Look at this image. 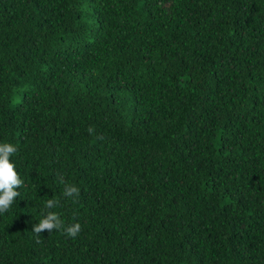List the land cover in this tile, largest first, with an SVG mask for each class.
<instances>
[{
  "label": "trees",
  "instance_id": "trees-1",
  "mask_svg": "<svg viewBox=\"0 0 264 264\" xmlns=\"http://www.w3.org/2000/svg\"><path fill=\"white\" fill-rule=\"evenodd\" d=\"M0 143V264H264V0H0Z\"/></svg>",
  "mask_w": 264,
  "mask_h": 264
},
{
  "label": "clouds",
  "instance_id": "clouds-1",
  "mask_svg": "<svg viewBox=\"0 0 264 264\" xmlns=\"http://www.w3.org/2000/svg\"><path fill=\"white\" fill-rule=\"evenodd\" d=\"M93 129H89L91 133ZM17 152V147L10 143H0V214L10 210L14 201L20 196L19 189L24 181L20 178L16 166L11 162V157ZM61 183H64L61 180ZM63 195L69 198H75L80 195V189L75 185L65 184ZM55 199H47L45 208L48 209L46 215L32 228V232L39 237L47 231L64 229L67 236L75 238L81 232L80 223L65 226L58 213L50 211L57 206Z\"/></svg>",
  "mask_w": 264,
  "mask_h": 264
}]
</instances>
